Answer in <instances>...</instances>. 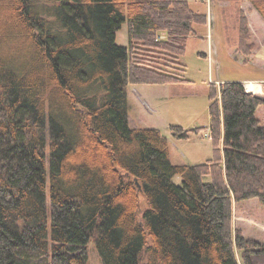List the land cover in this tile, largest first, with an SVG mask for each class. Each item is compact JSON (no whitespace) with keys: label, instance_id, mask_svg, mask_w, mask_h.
I'll use <instances>...</instances> for the list:
<instances>
[{"label":"trees","instance_id":"16d2710c","mask_svg":"<svg viewBox=\"0 0 264 264\" xmlns=\"http://www.w3.org/2000/svg\"><path fill=\"white\" fill-rule=\"evenodd\" d=\"M207 22L188 0H0V264L84 263L91 240L104 264H264V242L233 213L264 204V94L211 83L201 163L173 162L165 132L130 125L129 83L192 80L181 57Z\"/></svg>","mask_w":264,"mask_h":264},{"label":"rangeland","instance_id":"374dc122","mask_svg":"<svg viewBox=\"0 0 264 264\" xmlns=\"http://www.w3.org/2000/svg\"><path fill=\"white\" fill-rule=\"evenodd\" d=\"M188 1L195 10L206 13L208 18L207 25L195 24L197 34L189 37L186 50L181 57L184 63L181 76H185L184 71L187 65L186 76L193 81L160 84L129 83L127 87L131 127H158L165 133L170 131L171 124H180L186 129L202 127L200 132L193 131L185 139L175 137L171 132L173 136H170V149L173 161L182 164L201 163L212 157L213 145L208 125L211 83L218 80L231 81L264 75V70L261 69L263 61L253 57V53L257 51L255 35L251 34L249 40L255 44L250 56L255 60L244 62V58L236 51L240 16L247 17L248 10L256 9L253 0ZM261 1L264 3V0ZM253 16L257 15L254 13ZM260 35L264 39L263 30L260 31ZM164 36H166L165 32ZM227 41L232 43L231 47L235 48V52L227 46ZM116 42L120 45H128L127 22H124L117 31ZM260 56L264 57V53ZM166 64L170 71L179 72L174 64L170 62ZM250 84H253V87ZM260 84L263 86L260 87ZM246 86L251 92L264 94V83L247 82ZM167 135L169 136L168 133ZM49 162L48 156V170ZM174 180L180 182L181 178L176 175ZM140 199L141 208H146L147 199L144 195H141ZM48 201L50 202V198ZM141 212L142 210L140 214ZM233 213L235 228H241L247 237L264 242V204L257 198L244 200L234 204ZM73 264H104L95 240H91L87 245V260L84 263L74 262Z\"/></svg>","mask_w":264,"mask_h":264},{"label":"crops","instance_id":"0c3cea01","mask_svg":"<svg viewBox=\"0 0 264 264\" xmlns=\"http://www.w3.org/2000/svg\"><path fill=\"white\" fill-rule=\"evenodd\" d=\"M220 7H223V6H220ZM214 8V7H213ZM217 11H218V9H216ZM255 13V15H257V16H253V14ZM212 14H213V11H212ZM248 22H249V28H250V32H251V34H253V35H255L254 37H255V41H257V43H256V49H257V51L256 52H254L253 53V57L256 59L257 57L258 58H260L261 59V61H263V64L261 65L262 66V70H264V57H262V56H260L261 55V53H264V39H262L261 38V35H260V31L261 30H263L264 31V19H263V17H262V15L260 14V12L258 11V10H248ZM200 32H202V28H200ZM237 33L239 34V30H237ZM231 42H229V41H227V46L229 47V48H232V51H234L235 52V48H233V46L231 47ZM207 55V54H206ZM255 59H253V58H251V60H255ZM236 80H238V81H242L244 84H245V87H246V89H247V86H246V84H247V82L249 83V82H260V83H264V75L263 76H260V77H258V76H254V77H250V78H240V79H236ZM227 81V80H226ZM221 82H223V81H220V80H218L217 82H215V83H221ZM261 86L260 87H262L263 85L262 84H260ZM255 86V85H254ZM171 88H173V87H171ZM173 90V89H172ZM248 91H250L249 89H248ZM258 93V92H257ZM259 94V93H258ZM146 101V100H145ZM209 124H210V122H209ZM208 124V125H209ZM204 126H207V125H204ZM188 128H190V127H188ZM168 134H169V136H168V139H169V142H170V138L173 136L172 134H171V131H168L167 132ZM166 133V134H167ZM171 136V137H170ZM170 155H171V158H172V160H173V157H172V152H171V149H170ZM177 155V154H176ZM179 158V157H178ZM174 162V161H173ZM176 163V162H175Z\"/></svg>","mask_w":264,"mask_h":264},{"label":"bare ground","instance_id":"6f19581e","mask_svg":"<svg viewBox=\"0 0 264 264\" xmlns=\"http://www.w3.org/2000/svg\"><path fill=\"white\" fill-rule=\"evenodd\" d=\"M251 87H253V84H250Z\"/></svg>","mask_w":264,"mask_h":264},{"label":"water","instance_id":"95a60500","mask_svg":"<svg viewBox=\"0 0 264 264\" xmlns=\"http://www.w3.org/2000/svg\"><path fill=\"white\" fill-rule=\"evenodd\" d=\"M137 183H138V181H137ZM138 185H139V187H141L139 183H138Z\"/></svg>","mask_w":264,"mask_h":264}]
</instances>
